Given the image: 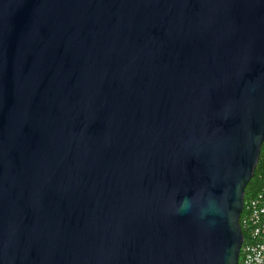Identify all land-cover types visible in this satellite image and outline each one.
<instances>
[{
	"label": "water",
	"instance_id": "95a60500",
	"mask_svg": "<svg viewBox=\"0 0 264 264\" xmlns=\"http://www.w3.org/2000/svg\"><path fill=\"white\" fill-rule=\"evenodd\" d=\"M264 141V0H0V264H238Z\"/></svg>",
	"mask_w": 264,
	"mask_h": 264
},
{
	"label": "built area",
	"instance_id": "2783aa9c",
	"mask_svg": "<svg viewBox=\"0 0 264 264\" xmlns=\"http://www.w3.org/2000/svg\"><path fill=\"white\" fill-rule=\"evenodd\" d=\"M239 222L246 232L241 245L244 264H264V184L244 201Z\"/></svg>",
	"mask_w": 264,
	"mask_h": 264
},
{
	"label": "trees",
	"instance_id": "16d2710c",
	"mask_svg": "<svg viewBox=\"0 0 264 264\" xmlns=\"http://www.w3.org/2000/svg\"><path fill=\"white\" fill-rule=\"evenodd\" d=\"M264 184V141L262 143L260 156L258 162L256 164L254 173L246 185L245 188V200L254 196L257 192H259ZM246 236V232L243 231ZM238 264H244L242 259V251H240Z\"/></svg>",
	"mask_w": 264,
	"mask_h": 264
}]
</instances>
